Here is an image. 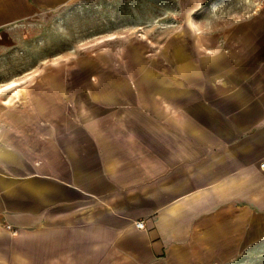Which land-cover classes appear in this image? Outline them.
Segmentation results:
<instances>
[{
    "label": "crops",
    "instance_id": "crops-1",
    "mask_svg": "<svg viewBox=\"0 0 264 264\" xmlns=\"http://www.w3.org/2000/svg\"><path fill=\"white\" fill-rule=\"evenodd\" d=\"M75 1L0 0V264H248L264 249V0H164L160 40L103 35L35 67L20 27ZM10 47L33 58L11 77Z\"/></svg>",
    "mask_w": 264,
    "mask_h": 264
},
{
    "label": "rangeland",
    "instance_id": "rangeland-1",
    "mask_svg": "<svg viewBox=\"0 0 264 264\" xmlns=\"http://www.w3.org/2000/svg\"><path fill=\"white\" fill-rule=\"evenodd\" d=\"M164 0H76L74 4H66L61 8H43L41 18L34 24L26 22L20 31L27 38H30L31 43L29 49L35 52L39 51L40 59L34 60L35 67L40 65L41 69L51 67L53 65L69 62L72 58L84 52H95L102 49V45L109 46L110 43H104L102 39L110 35L130 36L134 34H144L152 36L155 40H160L165 33L167 15L155 5H160ZM103 3V4H102ZM118 4V9L114 12L105 10H97L98 4L106 5L112 10V4ZM135 4L136 11L131 7L132 15H136V23L139 25L129 24L133 18L130 17L127 5ZM153 5L154 10L145 11V6ZM105 7V8H106ZM147 10V11H148ZM146 13L152 21L145 24ZM113 17V22L110 19ZM172 18V17H171ZM172 20V19H171ZM103 23V24H102ZM114 23V24H112ZM132 25V26H131ZM105 29V32L103 30ZM12 46V42H8ZM27 47V44H25ZM9 58L7 74L11 77L17 68L23 65L33 63V58L30 55L26 59H22V55H12V51L17 48H9ZM22 51V50H21ZM69 52L68 59H64L62 55ZM25 62V64H23ZM7 76L0 74V81ZM254 247V246H253ZM248 264H264V249L252 248L249 251Z\"/></svg>",
    "mask_w": 264,
    "mask_h": 264
},
{
    "label": "built area",
    "instance_id": "built-area-1",
    "mask_svg": "<svg viewBox=\"0 0 264 264\" xmlns=\"http://www.w3.org/2000/svg\"><path fill=\"white\" fill-rule=\"evenodd\" d=\"M261 167H264V164H261ZM136 225H137L138 227H142V223H141V222L137 223Z\"/></svg>",
    "mask_w": 264,
    "mask_h": 264
}]
</instances>
